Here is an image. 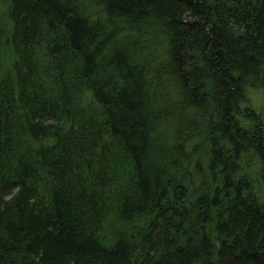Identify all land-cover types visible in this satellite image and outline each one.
<instances>
[{"label":"trees","instance_id":"obj_1","mask_svg":"<svg viewBox=\"0 0 264 264\" xmlns=\"http://www.w3.org/2000/svg\"><path fill=\"white\" fill-rule=\"evenodd\" d=\"M0 1V264H264V0Z\"/></svg>","mask_w":264,"mask_h":264},{"label":"rangeland","instance_id":"obj_2","mask_svg":"<svg viewBox=\"0 0 264 264\" xmlns=\"http://www.w3.org/2000/svg\"><path fill=\"white\" fill-rule=\"evenodd\" d=\"M8 7V1H0V28L3 32L0 45V76L10 69L11 62L14 58V53L9 43L11 22ZM245 98L246 100L239 105L240 110L238 116L242 119V122L248 123L250 119V116L246 115V112L248 114L253 113L264 121V92L262 89L256 86H246Z\"/></svg>","mask_w":264,"mask_h":264}]
</instances>
